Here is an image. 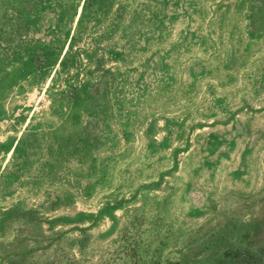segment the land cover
Returning <instances> with one entry per match:
<instances>
[{
    "label": "rangeland",
    "instance_id": "1",
    "mask_svg": "<svg viewBox=\"0 0 264 264\" xmlns=\"http://www.w3.org/2000/svg\"><path fill=\"white\" fill-rule=\"evenodd\" d=\"M0 264H264V0H0Z\"/></svg>",
    "mask_w": 264,
    "mask_h": 264
}]
</instances>
